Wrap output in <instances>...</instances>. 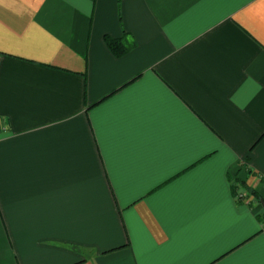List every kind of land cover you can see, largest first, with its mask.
Listing matches in <instances>:
<instances>
[{
  "label": "crops",
  "instance_id": "1",
  "mask_svg": "<svg viewBox=\"0 0 264 264\" xmlns=\"http://www.w3.org/2000/svg\"><path fill=\"white\" fill-rule=\"evenodd\" d=\"M262 201L264 0H0V264H264Z\"/></svg>",
  "mask_w": 264,
  "mask_h": 264
},
{
  "label": "trees",
  "instance_id": "2",
  "mask_svg": "<svg viewBox=\"0 0 264 264\" xmlns=\"http://www.w3.org/2000/svg\"><path fill=\"white\" fill-rule=\"evenodd\" d=\"M105 42H106V45H107L108 49L110 50V52L116 57H120L121 55H123L126 52V49H124L122 47V45L120 44V42L118 40L105 38ZM247 193L249 196L253 197L255 200H257V201L261 200L259 195L254 190L248 189ZM262 202H264V201H262ZM262 221H264V220H262Z\"/></svg>",
  "mask_w": 264,
  "mask_h": 264
},
{
  "label": "built area",
  "instance_id": "3",
  "mask_svg": "<svg viewBox=\"0 0 264 264\" xmlns=\"http://www.w3.org/2000/svg\"><path fill=\"white\" fill-rule=\"evenodd\" d=\"M246 196H244V194H242V193H239V195H238V199H244Z\"/></svg>",
  "mask_w": 264,
  "mask_h": 264
},
{
  "label": "rangeland",
  "instance_id": "4",
  "mask_svg": "<svg viewBox=\"0 0 264 264\" xmlns=\"http://www.w3.org/2000/svg\"><path fill=\"white\" fill-rule=\"evenodd\" d=\"M242 194H244V196H245L244 192ZM262 220H264V208H262Z\"/></svg>",
  "mask_w": 264,
  "mask_h": 264
}]
</instances>
